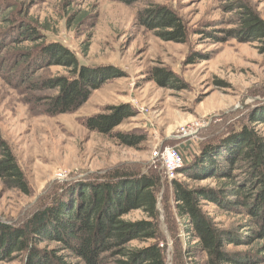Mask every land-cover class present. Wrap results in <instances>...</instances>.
Segmentation results:
<instances>
[{"label":"rangeland","instance_id":"rangeland-1","mask_svg":"<svg viewBox=\"0 0 264 264\" xmlns=\"http://www.w3.org/2000/svg\"><path fill=\"white\" fill-rule=\"evenodd\" d=\"M68 2L8 0L0 5V136L11 148L30 184L29 191L22 192L0 179V221L22 224L32 212L49 202L53 192L68 185L69 190H74L66 200L71 206L86 191L91 192L83 189L87 184H95L107 172H147L151 167L167 179L159 194V209L168 264H173L175 245L170 223L173 207L170 204L167 211L162 199L163 191H171L168 180L172 179L156 161L155 152L173 147L194 161L208 140H218L241 124L264 134V123H251V118L264 119V54L256 41L230 38L216 43L200 41L199 35H193L202 26L232 28L229 22L235 11L225 9L229 0H140L130 5L118 0H74L72 5ZM242 2L264 19V0ZM151 3L169 5L184 18L192 33L189 44L164 41L140 26L138 11ZM8 12L26 21L42 22L50 29L49 39L59 40L74 50L80 64H112L121 73H113L104 80L75 112L45 114L36 108L31 94L53 95L56 90L31 92L20 86L17 75L23 72V66L17 67L19 57L11 51L17 52L33 43L15 44L12 31L16 26L9 28L1 21V16ZM79 17L85 21L78 25ZM196 52L202 57H195ZM156 68L173 73L182 85L167 81L168 77L153 79ZM64 74L66 69L56 65L42 67L36 73L44 78ZM126 104L133 108L134 114L113 132H131L144 138L137 145H124L112 135L91 131L85 125L89 116L107 112L110 106ZM236 146V143L229 145L230 151ZM209 156L200 157L193 166L195 173L211 166ZM175 178L191 186L215 185L213 179L195 181L183 173L176 172ZM205 208L223 226H230L240 218L218 210L214 204L208 203ZM144 217L140 210L126 216L131 220ZM0 264H21V258L14 255ZM198 264H204L203 255Z\"/></svg>","mask_w":264,"mask_h":264},{"label":"trees","instance_id":"trees-1","mask_svg":"<svg viewBox=\"0 0 264 264\" xmlns=\"http://www.w3.org/2000/svg\"><path fill=\"white\" fill-rule=\"evenodd\" d=\"M68 1V5L74 2ZM118 1L130 5L140 0ZM6 2L0 0V5ZM225 9L235 11L229 22L232 28L202 26L193 35H199L200 41L216 43L230 38L256 41L264 54V19L260 14L242 0H229ZM1 21L9 28L16 26L12 31L15 44L33 43L17 52L11 51L19 57L17 67L23 66V72L17 75L20 86L31 92L56 90L53 95L31 94L36 108L47 115L75 112L104 80L113 73H121L112 64H80L74 50L59 40L49 39L50 29L42 22L26 21L11 12L2 15ZM83 21L85 18L79 17L78 25ZM138 22L164 41L190 43L189 26L169 5L151 3L143 7L138 11ZM196 56L202 57L199 52ZM55 65L64 67L67 74L53 78L36 75L40 68ZM153 75L157 81L168 77L167 81L177 82L175 85L182 83L163 68H156ZM133 114L129 104L110 106L107 112L85 119V125L91 131L112 135L120 143L134 146L144 138L131 132H113ZM257 122L264 123V119L251 118L252 125ZM233 143L237 146L230 151L229 145ZM181 154L184 164L177 173L195 181L213 179L215 185L191 186L179 178L168 180L171 191H163L162 199L167 211L170 204L173 207L174 217L170 220L175 245L173 264H198L200 255L204 264H264V134L241 124L218 140H208L194 161ZM201 156H209L213 163L195 173L193 166ZM149 168L147 172H107L95 184H87L83 189L91 192L86 191L71 206L66 200L74 190H69L68 185L53 192L49 202L32 212L22 224L0 221V261L13 259L15 255L21 258V264H168L159 209V194L167 179L162 172ZM0 179L22 192L30 189L15 155L1 136ZM208 203L233 214V218H240L230 226H223L206 210ZM134 210L142 211L145 217L126 218Z\"/></svg>","mask_w":264,"mask_h":264},{"label":"built area","instance_id":"built-area-1","mask_svg":"<svg viewBox=\"0 0 264 264\" xmlns=\"http://www.w3.org/2000/svg\"><path fill=\"white\" fill-rule=\"evenodd\" d=\"M155 157L157 159L156 161H158V164H161V167L164 169L165 173H167V177L170 179L175 178L177 170L184 163V158L180 151L173 147L166 148L163 151L155 152Z\"/></svg>","mask_w":264,"mask_h":264}]
</instances>
